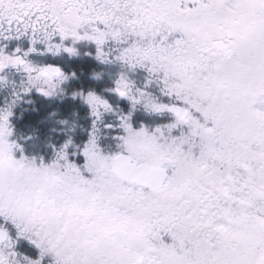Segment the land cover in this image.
<instances>
[{"label": "snow or ice", "instance_id": "obj_1", "mask_svg": "<svg viewBox=\"0 0 264 264\" xmlns=\"http://www.w3.org/2000/svg\"><path fill=\"white\" fill-rule=\"evenodd\" d=\"M0 264H264V0H0Z\"/></svg>", "mask_w": 264, "mask_h": 264}]
</instances>
